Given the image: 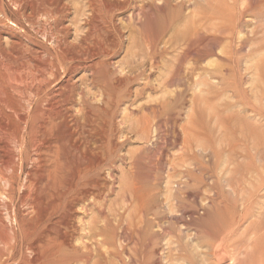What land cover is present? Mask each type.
<instances>
[{
  "label": "rangeland",
  "instance_id": "1",
  "mask_svg": "<svg viewBox=\"0 0 264 264\" xmlns=\"http://www.w3.org/2000/svg\"><path fill=\"white\" fill-rule=\"evenodd\" d=\"M12 2L21 6L19 10ZM1 4L5 8L0 7V24L9 19L8 25L20 28L13 33L2 24L6 50L10 42L24 40L20 52L34 48L39 59L54 67L46 71L51 80V71L60 72L47 86L50 90L37 89L35 82L20 83L15 90L21 92L16 95L21 110L45 106L53 97L60 104L46 123L51 140L40 156L43 164L48 162L50 178H45V171L42 179L32 176L45 191L39 210L21 203L18 189L24 174L20 180L0 157V192H5L0 217L15 238L4 248L0 243V250L6 249L0 252L3 264H197L209 243L224 240L229 249L242 243L251 246L242 233L250 227L244 217L251 198L238 206L244 171L256 170L264 183V0H2ZM59 41L66 43L60 55L55 46ZM16 67L27 75L24 70L29 69ZM60 79L62 90L54 86ZM21 101L31 102L30 106ZM76 123L87 134L97 130L92 133L95 141L86 143ZM9 145L15 148L12 142ZM29 148L22 156L25 168L37 158ZM45 151H52L50 160ZM221 176L229 177L225 183L234 192L223 187ZM47 199L51 202H44ZM27 206L31 210L26 213ZM263 223L250 241L257 250L241 264H257L263 255ZM208 226L221 231L216 243L204 232ZM33 242L36 251L29 252L26 247L34 248Z\"/></svg>",
  "mask_w": 264,
  "mask_h": 264
},
{
  "label": "bare ground",
  "instance_id": "2",
  "mask_svg": "<svg viewBox=\"0 0 264 264\" xmlns=\"http://www.w3.org/2000/svg\"><path fill=\"white\" fill-rule=\"evenodd\" d=\"M26 1V0H25ZM52 1V0H51ZM159 1V0H158ZM2 2V0H0V3ZM5 2V1H4ZM17 2V1H16ZM24 2V1H23ZM38 2V1H37ZM41 2V1H40ZM32 3V2H31ZM51 3V2H50ZM3 4V3H2ZM1 4V8L3 9V8H5V6L4 7H2L3 5ZM7 4V3H6ZM12 4L15 6V7H17L18 8V10H19V8L21 7H18L19 5H17L15 2H12ZM56 4V3H55ZM9 5H10V3H9ZM154 5H155V3H154ZM14 6H12L13 8H14ZM23 6V5H22ZM24 7H26L27 8V6H25L24 5ZM39 7V6H38ZM37 7V8H38ZM44 7V6H43ZM46 7V6H45ZM44 7V8H45ZM12 9V8H11ZM16 9V8H15ZM14 9V10H15ZM25 9V8H24ZM23 9V10H24ZM40 9V8H39ZM26 11V10H25ZM37 11V10H36ZM51 11V10H50ZM1 12V11H0ZM12 12V11H11ZM18 12V11H17ZM27 12V11H26ZM29 12V11H28ZM48 12V11H47ZM95 12V11H94ZM2 13V12H1ZM5 13V12H4ZM8 13V12H7ZM14 14V13H13ZM12 14V15H13ZM25 14V13H24ZM45 14V13H44ZM50 14H52V13H50ZM49 14V15H50ZM5 15V14H4ZM15 15V14H14ZM26 15V14H25ZM60 15V14H59ZM2 16V15H1ZM11 16V15H10ZM40 16H42V15H40ZM40 16H38L39 17V20H40ZM16 17V16H15ZM37 17V18H38ZM53 17V16H52ZM96 17V16H95ZM152 17V16H151ZM150 17V18H151ZM6 18V17H5ZM43 18L45 19L46 18V16L44 17L43 16ZM49 18L51 19V17L49 16ZM57 18H59V16L57 17ZM149 18V19H150ZM154 18V17H153ZM0 19H2V18H0ZM4 19V18H3ZM12 19H13V17H12ZM12 19L10 20V24H11V22H12ZM54 19V18H53ZM5 20V19H4ZM48 21H49V19H47ZM47 20H46V22H47ZM151 20V19H150ZM154 20V19H153ZM1 21V20H0ZM7 21H9V19H7ZM7 21H5L4 23H2L3 24V26L5 25L6 27H7V29H8V31L10 30V31H12L13 32V30L15 29V27L13 28L12 26H10V25H8L9 23H7ZM14 21V20H13ZM21 21V20H20ZM43 21V20H42ZM60 21V20H59ZM24 22V21H23ZM32 22V21H31ZM45 22V23H46ZM13 23V22H12ZM27 22H25V24H26ZM49 22H47V24H48ZM2 24H0V30H2L1 29V26H2ZM17 24V23H16ZM16 24H12V25H15L16 26ZM24 24V25H25ZM33 24V23H32ZM85 24V23H84ZM27 25V24H26ZM34 25V24H33ZM35 26V25H34ZM21 27V26H20ZM24 27V26H23ZM22 27V28H23ZM2 28H4V27H2ZM16 28H17V26H16ZM50 28V27H49ZM65 28V27H64ZM5 29V28H4ZM3 29V30H4ZM6 29V30H7ZM18 29H20V28H18ZM17 29V30H18ZM25 29V28H24ZM27 29V28H26ZM44 29V28H43ZM62 29V28H61ZM5 30V31H6ZM16 30V29H15ZM17 30H16V32H17ZM23 30V29H22ZM22 30H21V32H22ZM20 30H18V32H19ZM24 31V30H23ZM26 31V30H25ZM33 31H35V30H33ZM62 31V30H61ZM52 32V31H51ZM96 32V31H95ZM1 33H3V32H1L0 31V157H3L4 159H3V164L5 165V166H10L11 168H12V170L15 172V174H17L18 175V177H20V180L22 179L21 178V176L24 174V177H23V182L21 181L20 182V184L21 183H23L22 185H21V188L20 189H18V190H20V192H21V196H22V200H21V203H23L22 201H24V203H26V205H28L31 209H33L35 206H38V210H39V202H40V197H41V195L42 194H45V191H44V189H43V187H40L39 186V183H38V181H35L34 180V178L32 177V176H38V178H43L44 177V171H45V173L47 172V168H46V164L48 163V162H46V164H45V162H44V164L42 163L43 161H42V159L40 158V156L42 155V152H44L43 150L44 149H48L47 147H48V145H49V140H51L50 139V134H48L47 133V130H46V126H47V122H48V120H51V119H49L50 118V115H53L52 113H54V110H55V105L57 104V102L54 100V97L53 98H48L46 101L47 102H45V103H47V104H45V106H42V104H41V106L40 107H36V109H34V110H32V109H28V110H21L20 108H18V106H20L21 107V105H20V101L19 102H17V98H16V95H17V97H19L18 96V94L20 93L21 94V92H17L18 94H15V90H18V86H19V84L21 83H25V85L26 86H28V83L29 82H31L32 84L35 82L36 83V85H37V89H40V87H47V86H49V84H51V82H53V81H56L57 80V78H56V75L59 73L60 74V72H59V69H56L55 68V70L54 71H51L50 72V76H52V78H53V80H51V77H48L47 76V74H46V71L47 70H49L50 68H49V66H51V64L50 63H48L47 61H43L41 58L39 59L38 58V56L36 55L37 53V51H35V50H33V49H28L27 50V52H26V54H25V52H24V54H23V52L21 51L20 52V50H19V48H21L22 47V43H21V41L23 42L24 40H20L21 38H19V40L20 41H12V42H10L9 43V46H10V48L8 49L7 48V50H6V47L5 46H3L4 44H3V42H2V39H1ZM14 33V32H13ZM23 33V32H22ZM21 33V34H22ZM26 33V32H25ZM34 33V32H33ZM46 33V32H45ZM49 33V32H48ZM58 33V32H57ZM11 34V33H10ZM17 34V33H16ZM15 34V35H16ZM44 34V33H43ZM18 35V34H17ZM16 35V36H17ZM23 35V34H22ZM21 35V36H22ZM26 35V34H25ZM25 35H23L22 37H25ZM30 35V34H29ZM52 35V34H51ZM58 35H62V34H58ZM11 36V35H10ZM16 36H15V38H16ZM43 36H46V35H43ZM54 37L55 36H57L56 34L55 35H53ZM52 36V37H53ZM17 37H19V36H17ZM53 37V38H54ZM59 37V36H58ZM15 38H13V40L15 39ZM27 38V37H26ZM31 38V37H30ZM52 38V39H53ZM84 38V37H83ZM5 39V38H4ZM50 40V41H53L54 42V40H55V38H54V40ZM60 39V38H59ZM76 39V38H75ZM6 40V39H5ZM33 40V39H32ZM31 40V41H32ZM46 40V39H45ZM45 40H43L42 39V43H43V41H45ZM4 41V40H3ZM27 41V40H26ZM29 41V40H28ZM27 41V42H28ZM5 42V41H4ZM26 42V43H27ZM40 42V41H39ZM47 41H45V43H46ZM52 42V43H53ZM89 42V41H88ZM29 43V42H28ZM32 43V42H31ZM47 43H49V42H47ZM51 43V42H50ZM70 43V42H69ZM77 43V42H76ZM55 46H57V48L59 49V55H60V53H62V47H64V46H66V43L63 41H59V42H55ZM90 44V43H89ZM69 45V44H68ZM92 45V44H91ZM50 46V45H49ZM35 47V46H34ZM27 48V47H26ZM25 48V49H26ZM45 48V47H44ZM52 48V47H51ZM38 49V48H37ZM39 51V50H38ZM44 52V51H43ZM56 53H57V50H56ZM42 54V53H41ZM46 55V54H45ZM58 55V54H57ZM52 57V56H51ZM57 57H59V56H57ZM25 58V59H24ZM51 59V58H50ZM53 59V58H52ZM61 59V58H60ZM67 59V58H66ZM53 61V60H52ZM51 61V62H52ZM55 61V60H54ZM57 62V61H56ZM257 62H259V61H256V63ZM63 63V62H62ZM61 64V63H60ZM16 65H18V67H20V68H22L23 70L24 69H29V71L28 70H24V72L26 71V72H28L27 73V75H24V74H26V73H24V74H21L20 72H22V71H18L16 68ZM62 65V64H61ZM95 66H97L98 65V62L96 63V64H94ZM257 65H258V63H257ZM55 66V65H54ZM256 66V65H255ZM51 67H53V66H51ZM257 67V66H256ZM255 67V68H256ZM19 68V70H21ZM54 68V67H53ZM61 68H63V67H61ZM83 67H81V69H82ZM89 68H92V65H90L89 64ZM52 69V68H51ZM62 70V69H61ZM63 71V70H62ZM85 71V70H84ZM95 70H93V72H94ZM65 72V71H64ZM63 72V73H64ZM97 72V71H96ZM67 73H65V76H67L66 75ZM91 74H92V72H91ZM97 74V73H96ZM24 75V76H23ZM63 77H65L64 75H62ZM69 76V75H68ZM25 79V80H24ZM29 79V80H28ZM65 79H66V77H65ZM70 79V78H69ZM63 82H64V80L63 79H60L59 81H57V83L54 85L55 87H57L56 89H61V86L63 85ZM22 84V85H23ZM24 85V86H25ZM29 85H30V83H29ZM52 85V84H51ZM24 86H23V88H24ZM17 88V89H16ZM30 88H32V86H29V89ZM41 88V89H42ZM48 88V87H47ZM50 88V87H49ZM45 89V90H50V89ZM52 88V87H51ZM25 89L27 90L28 88H26L25 87ZM33 89H35L34 87H33ZM55 89V90H56ZM23 90V89H22ZM25 90V92H27ZM30 90H32V89H30ZM62 90V89H61ZM66 90V89H65ZM247 90V89H246ZM19 91H21V90H19ZM35 91H36V93L37 92H39L38 90H36L35 89ZM53 92V91H52ZM67 92V91H66ZM31 93H33V92H31ZM15 94V95H14ZM23 94V93H22ZM26 94V93H25ZM30 93H28V94H26V95H29ZM34 94V93H33ZM32 94V95H33ZM50 94V93H49ZM37 95V94H36ZM40 95H42V94H40ZM39 95V96H40ZM58 95V94H57ZM71 95V94H70ZM34 96H35V94H34ZM44 96H46L45 94H44ZM50 96H52V95H50ZM21 97H23L24 98V96L22 95ZM20 97V99H23V98H21ZM26 97H28V96H26ZM36 97V96H35ZM59 97V96H58ZM39 97H37V99H38ZM46 98V97H45ZM71 98V97H70ZM75 98V97H74ZM31 98L29 97V99H28V102H29V100H30ZM34 99H36V98H34ZM42 99H43V97H42ZM62 99H63V97H62ZM19 100V99H18ZM24 100H26L27 101V98H25ZM23 100V101H24ZM57 100H58V98H57ZM60 100V99H59ZM71 100H73V99H71ZM254 100V99H253ZM26 101L24 102V103H26ZM31 101V100H30ZM35 102L37 101L38 102V100H34ZM34 101H33V103H34ZM61 101V100H60ZM59 101V102H60ZM27 102V103H28ZM65 102V101H64ZM67 102V101H66ZM75 102H76V100H75ZM77 102H78V100H77ZM95 102V101H94ZM18 103H19V105H18ZM21 103H22V106L24 105V103L21 101ZM26 103V104H27ZM31 103V102H30ZM30 103H28L29 104V106H30ZM41 103H42V101H41ZM44 103V102H43ZM80 103V102H79ZM27 104V105H28ZM60 103H58L57 104V107H58V105H59ZM70 104V103H69ZM68 104V105H69ZM72 104H73V102H72ZM77 104V103H76ZM91 104V103H90ZM26 105V106H27ZM33 105V104H32ZM64 105H65V103H64ZM74 105V104H73ZM82 105V104H81ZM95 106L97 105V104H94ZM25 106V107H26ZM34 106V105H33ZM62 106H63V103H62ZM72 106V105H71ZM99 106V105H98ZM24 107V108H25ZM67 107V106H66ZM70 107V106H69ZM84 107V106H83ZM23 108V109H24ZM35 108V107H34ZM60 108H61V105H60ZM63 108V107H62ZM75 108V107H74ZM77 108V107H76ZM79 108V107H78ZM72 109H73V107H72ZM59 110V109H58ZM71 110V109H70ZM69 110V111H70ZM87 110H89L90 111V108L89 109H87ZM32 111V112H31ZM66 111V110H65ZM77 111V110H76ZM78 112V111H77ZM83 112V111H82ZM73 113H74V111H73ZM72 113V114H73ZM76 113V112H75ZM55 114V113H54ZM57 114V113H56ZM78 114H80L81 115V112H79ZM77 114V115H78ZM88 115H90V113H87ZM61 115V114H60ZM87 115V116H88ZM94 115V114H93ZM92 115V116H93ZM54 116H57V115H54ZM59 116V115H58ZM69 116H71L70 114H69ZM75 116V115H74ZM74 116H72L71 118H73ZM90 117H91V115H90ZM83 118V117H82ZM89 118V117H88ZM62 119V118H61ZM67 119V118H66ZM70 119V118H69ZM86 119V118H85ZM92 119V118H91ZM90 119V120H91ZM73 120V119H72ZM74 120H77V119H74ZM81 120V119H80ZM83 120V119H82ZM89 120V119H88ZM88 120H86V121H88ZM89 120V121H90ZM53 121V120H52ZM51 121V122H52ZM62 121V120H61ZM79 121V120H78ZM84 121V120H83ZM256 121V120H255ZM91 122L93 123L94 121L93 120H91ZM53 123H54V121L52 122V125H53ZM61 123V122H60ZM74 123V122H73ZM88 123H90V122H88ZM77 125H75V129H76V131H77V128H79L78 130V134L80 135V137L86 142V143H89L90 142V140H91V142L90 143H92V141L94 140L95 141V139H93L92 140V135H94L95 133H97V130L95 131V130H93L92 132L90 131V133H85L86 132V130L83 128L84 126L83 125H79L78 123H76ZM94 124H96L95 122H94ZM93 124V126H95ZM247 124V123H246ZM85 125V124H84ZM245 125V124H244ZM49 126H51V125H49ZM67 127H69L68 125H66ZM89 126V125H88ZM86 127V128H89V127ZM48 127V126H47ZM53 127H54V125H53ZM52 127V128H53ZM71 127V126H70ZM96 127V126H95ZM255 127V126H254ZM56 128V127H55ZM58 129V128H57ZM71 129H73V130H75L74 129V127L73 128H71ZM83 129H84V131H83ZM90 130L91 129H94V127H92L91 128V126H90V128H89ZM95 129H97V128H95ZM255 129V128H254ZM55 130V129H54ZM49 132H50V130H48ZM58 131V130H57ZM56 131V132H57ZM75 131V132H76ZM87 131H89V130H87ZM94 131H95V133H94ZM60 131H58V133H59ZM62 132V131H61ZM54 133V132H53ZM63 133H64V131H63ZM62 133V135H64ZM76 133V134H77ZM85 133V134H84ZM92 133H94V134H92ZM73 134H75L74 132H73ZM68 135H69V133H68ZM79 135L77 136L76 135V137H78V139L80 138L79 137ZM72 137H73V135H71ZM75 136V135H74ZM63 137V136H62ZM67 137V138H66ZM65 137V140L67 139L68 140V137L69 136H66ZM96 136H94V138H95ZM80 138V139H81ZM55 139H56V137H55ZM58 139V138H57ZM56 139V140H57ZM63 139V138H62ZM62 139H61V142H62ZM81 139V140H82ZM98 139V138H97ZM60 140V139H59ZM70 140H72V139H70ZM73 140H76L75 138H73ZM72 140V141H73ZM98 140H96V142H97ZM12 142V144H14L15 145V148H14V146H13V149H12V147L10 148V143ZM64 142H66V141H64ZM57 143V142H56ZM67 144H69V146H71V144H70V142L68 143V141L66 142ZM51 144V143H50ZM59 144V143H58ZM98 144V143H97ZM52 145H53V143H52ZM62 145V144H61ZM66 144H64V146H62L63 148H65L66 149V146H65ZM76 145V144H75ZM77 145H79V144H77ZM85 145V144H84ZM95 145V144H94ZM54 146H56V145H54ZM53 146V147H54ZM59 146V145H58ZM86 146V145H85ZM4 147L6 148V151H7V149H8V151L6 152L5 150V153L2 151V149H4ZM27 147H30L29 149H31V151H32V153H33V155H35V157H37L36 159H33L32 160V164H31V166H29V167H24V162H23V158H22V156H23V153L25 152V150H26V148ZM52 147V148H53ZM72 147V146H71ZM87 147H89V145L87 146ZM86 147V148H87ZM92 146H90V148H91ZM75 148V147H74ZM82 148H85V147H83L82 146ZM15 149V150H14ZM61 149V148H60ZM78 149V148H77ZM76 149V150H77ZM80 150V149H79ZM89 150H91V149H89L88 148V151ZM61 151H63V150H61ZM73 151H75V150H73ZM78 151V150H77ZM92 151H93V149H92ZM91 151V152H92ZM95 151H97V150H95ZM29 152V151H28ZM47 151H45V154H46V158H47V155H49L52 151H50V153L49 154H47L46 153ZM49 152V151H48ZM63 152H65V151H63ZM90 152V151H89ZM32 153H31V155H32ZM70 153V152H69ZM68 153V154H69ZM79 153H80V151H79ZM95 153H97V152H95ZM72 154H74V152H72ZM75 155V154H74ZM79 155V154H78ZM42 156H44V155H42ZM41 156V157H42ZM51 155H49L48 156V158L47 159H49V157H50ZM84 156V155H83ZM44 157V158H45ZM76 157V156H75ZM41 160H40V159ZM43 158V159H44ZM45 158V159H46ZM77 158H79V157H77ZM0 160H2V158L0 159ZM50 160V159H49ZM48 160V161H49ZM82 160V159H81ZM47 161V160H46ZM80 161V160H79ZM30 162V161H29ZM50 162V161H49ZM49 164H51V163H49ZM49 164H48V166H49ZM51 167V166H50ZM49 167V168H50ZM0 168H2V166L0 167ZM44 168H46V170H44ZM8 170H9V168H8ZM232 171V170H231ZM230 171V172H231ZM255 172H253V170L252 171H250V170H246V171H244L245 173H243L242 174V176H241V180H242V182H241V184H243V186H242V188H241V193H242V197L240 198V196H239V194H238V197L240 198L239 200V206L238 207H240L241 206V208H242V205H243V203L245 204V202L246 201H250L251 202V204H249V209H248V211H247V213L245 214V217H244V219L245 220H248V223H246V224H248L247 226H249L250 225V227H247L246 226V224H245V226H242V227H247V229L245 230V233L244 232H242L243 234H245V238H246V240L247 241H249V243L251 244V246H247V245H244V246H242V244H244V243H242V244H240V243H236L237 245H238V247H239V244L241 245L239 248H237V246L235 247V246H233L232 247V249L230 248H228V245H225L226 243L224 242V240L223 241H219V243H217V244H213V243H209L207 246H206V250H207V253L206 254H204L205 256H204V258H202L197 264H241L242 263V261L246 258V256H247V254H249L250 252L252 253V251H254V250H257V247H256V245L255 244H253L252 245V240L253 239H255L256 238V236H257V233L259 232V228H258V226L260 225L261 226V224L263 223V221H264V183L263 182H259V179H257V176H259V173L258 172H256V170H254ZM260 171V170H259ZM4 172V171H3ZM264 173V170H262L261 171V173ZM0 173H2V170H0ZM232 173V172H231ZM237 173V172H236ZM255 173V174H254ZM5 175V174H4ZM12 175V174H11ZM47 175V173L45 174V178H48L49 177V173H48V176H46ZM235 174H233L232 176H234ZM263 175V174H262ZM231 176V177H232ZM264 176V175H263ZM2 178V177H1ZM50 178V177H49ZM10 179V178H9ZM8 179V180H9ZM229 179V177L227 176H221L220 177V181H221V183H222V185H223V187H228L230 190H232L233 192H234V188L232 187V186H230L229 184H226L225 182L227 181ZM5 180H7V178L5 179ZM12 180H14V179H10V181H12ZM18 181H19V179H17ZM49 180H51V179H49ZM48 180V181H49ZM46 181V180H45ZM48 181H46V182H48ZM9 182V181H8ZM228 182V181H227ZM4 183V182H3ZM41 183V182H40ZM52 183V182H51ZM50 183V184H51ZM54 183V182H53ZM18 184V183H17ZM48 184V183H47ZM5 185V184H4ZM8 185V184H7ZM6 185V186H7ZM9 185L10 186H12L11 184H10V182H9ZM42 186H43V184H41ZM52 185V184H51ZM225 185V186H224ZM50 186V185H49ZM54 186V185H53ZM239 186V185H238ZM47 187V186H46ZM52 187V186H51ZM240 187V186H239ZM238 187V188H239ZM19 188V187H18ZM42 188V189H41ZM50 188V187H49ZM227 188V189H228ZM10 189H12V188H10ZM51 189V188H50ZM240 189V188H239ZM14 189H12V191H13ZM22 190V191H21ZM9 191V190H8ZM52 191V190H51ZM50 191V192H51ZM229 191V190H228ZM227 190H226V192H228ZM53 192V191H52ZM2 193H5V192H3L2 191ZM1 192H0V199L2 200V196H3V194H2ZM11 193V192H10ZM13 193V192H12ZM51 194V193H50ZM232 194V193H231ZM5 195V194H4ZM20 195V194H19ZM233 195H234V193H233ZM237 195V194H236ZM4 197V196H3ZM8 197H11L12 198V196H8ZM14 197V196H13ZM20 197V196H19ZM43 197V196H42ZM44 197H45V195H44ZM43 197V198H44ZM47 197V196H46ZM10 198V199H11ZM48 198V197H47ZM251 198V199H250ZM21 199V198H20ZM250 199V200H249ZM44 200V199H43ZM51 200V199H50ZM54 200V199H53ZM4 202V201H3ZM41 202H43V201H41ZM44 202H51V201H48V199L46 200V201H44ZM53 202V201H52ZM10 203V202H9ZM14 203H16V201L14 202ZM249 203V202H248ZM2 204V203H1ZM20 204V203H19ZM44 204H46V203H44ZM50 204V203H49ZM6 205V204H5ZM12 205H13V203H12ZM205 205V204H204ZM7 206V205H6ZM22 206H23V204H22ZM27 206V208H26V210H25V208L24 207H20V208H24V210L26 211V213L28 212L27 210H29L30 208ZM247 206V205H246ZM8 207V206H7ZM13 207V206H12ZM16 207V206H15ZM42 207V206H41ZM237 207V208H238ZM44 208H45V205H44ZM203 208H205L204 206H203ZM235 208H236V205H235ZM244 208V207H243ZM16 209V208H15ZM30 209V210H31ZM36 209V210H37ZM7 210V209H6ZM5 210V212H7ZM12 210H14V209H12ZM35 210V211H36ZM203 210V209H202ZM34 211V212H35ZM30 212V211H29ZM33 212V211H32ZM31 212V213H32ZM191 212V211H190ZM205 212V211H204ZM192 213H195V212H192ZM231 213H233V212H231ZM236 214H237V212H235ZM241 213V212H240ZM9 215H10V213H8ZM30 214V213H29ZM28 214V215H29ZM34 214V213H33ZM202 214V213H201ZM228 214V213H227ZM199 215H200V213H199ZM198 215V216H199ZM203 215H204V213H203ZM0 216H1V214H0ZM6 216V215H5ZM205 216V215H204ZM2 217V216H1ZM0 217V243H1V247H3L2 245H4V244H9L10 242V240L11 239H15L14 238V235H12L13 234V232L11 233L10 231H11V227H8L9 229H10V231H9V229L7 230V225H6V223L2 220V218ZM8 217V216H7ZM15 218L17 217L16 215L14 216ZM209 217V216H208ZM230 217V216H229ZM231 217H233L232 215H231ZM236 217V216H235ZM6 218V217H5ZM30 218V217H29ZM32 218V217H31ZM30 218V219H31ZM6 219H8V218H6ZM12 219V218H11ZM199 219V218H198ZM220 219V218H219ZM223 219V218H222ZM230 219V218H229ZM16 220V219H15ZM203 220H204V218H203ZM10 221H12V220H10ZM9 221V222H10ZM220 221V220H219ZM17 222V221H16ZM212 222V221H211ZM210 222V223H211ZM11 223V222H10ZM14 223V222H13ZM12 224V223H11ZM218 224V223H217ZM264 224V223H263ZM15 226H16V224H14ZM206 225V224H205ZM211 225H215L214 223H212ZM229 225V224H228ZM217 226H219V225H217ZM213 227V226H208V228H207V231H204V232H206V234L209 236V238H210V241L212 240L214 243H216V241H218V239L220 238V236L222 235V234H220V230L218 229V227ZM256 226H257V228H256ZM12 227H13V225H12ZM234 228V227H233ZM241 228V227H240ZM15 229H16V227H15ZM14 230V229H13ZM12 230V231H13ZM224 230V229H223ZM239 230V229H238ZM241 230V229H240ZM242 230H243V228H242ZM10 232V234H11V236H9L10 234H9V232ZM244 231V230H243ZM16 232V231H15ZM241 231H239V232H237L238 233V237L240 236L239 235V233H240ZM30 233V232H29ZM225 232H223V234H224ZM230 233V232H229ZM23 235H24V233H22ZM243 234H242V236H243ZM31 236V235H30ZM37 236V235H36ZM241 236V237H242ZM233 237H235V236H233ZM237 237V238H238ZM24 238H25V236H24ZM23 238V239H24ZM26 238H27V235H26ZM29 238V237H28ZM40 238V237H39ZM244 238V237H243ZM30 239H31V237H30ZM240 239V238H239ZM33 240V239H32ZM230 240H232V239H230ZM230 240H228V241H230ZM236 240V239H235ZM22 241V240H21ZM247 241H245V242H247ZM251 241V242H250ZM18 242V241H17ZM36 242V241H35ZM35 242H33V245H35V247L34 248H32V247H30V246H28V247H26L27 248V250H29V252H30V250L33 252V251H36V246H37V244H35ZM14 244H16L15 242H13ZM230 243V242H229ZM228 243V244H229ZM248 243V242H247ZM248 243V244H249ZM254 243V242H253ZM25 244H26V242H25ZM40 244V243H39ZM42 244V243H41ZM256 244H257V242H256ZM263 244H264V242H263ZM14 246V245H13ZM17 246V245H16ZM0 247V248H1ZM39 247H41V246H39ZM4 248V247H3ZM235 248V249H234ZM256 248V249H255ZM41 249V248H40ZM1 250H4V249H1ZM0 250V252H2ZM261 251V250H260ZM4 252H6V249L4 250ZM31 252V253H32ZM8 253V252H7ZM36 253V252H35ZM263 253V252H262ZM36 255H38L37 253H36ZM250 255V254H249ZM248 255V256H249ZM8 255L6 254L5 255V257H7ZM28 256V255H27ZM243 256V257H242ZM247 256V257H248ZM251 256H252V254H251ZM10 258H11V256H9ZM32 257V256H31ZM200 257H202L201 256V254H200ZM206 257V258H205ZM0 258H1V256H0ZM10 258H9V260H10ZM38 258V257H37ZM2 259V258H1ZM12 259V258H11ZM15 260V259H14ZM255 260H257V259H255ZM246 261V260H245ZM245 261H243V262H245ZM250 262V261H249ZM4 262L3 261H1L0 260V264H3ZM11 263H13V262H11ZM10 263V264H11ZM9 264V263H8ZM19 264V263H18ZM257 264H264V253H263V255L261 256V258H259L258 259V263Z\"/></svg>",
  "mask_w": 264,
  "mask_h": 264
}]
</instances>
